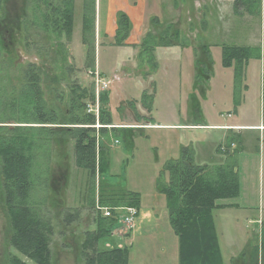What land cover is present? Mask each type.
<instances>
[{
  "label": "rangeland",
  "instance_id": "obj_1",
  "mask_svg": "<svg viewBox=\"0 0 264 264\" xmlns=\"http://www.w3.org/2000/svg\"><path fill=\"white\" fill-rule=\"evenodd\" d=\"M52 1L56 3V0ZM82 2L83 0H74L72 35L68 40L63 35L57 37L51 29L45 32L32 23L34 11L36 20L38 15L33 0H5L0 10V27L2 26L0 41L3 46L0 51V102L3 112L12 99L19 101L20 93L26 84L23 80V69L29 63L39 65L41 68L42 98L46 106L55 108L60 116L67 109L69 84L72 81L83 87L92 84L90 85L94 94L92 103H95L99 94L98 114L95 116L93 133L97 139V146L100 145L98 152L102 151V157L109 160V174L112 177L95 174L94 193L91 194L88 173L76 167L73 141L65 134L61 144L57 145L55 141L52 143L51 140L49 157L45 160L37 159L33 167L35 182L38 177L46 180V184L42 186L38 182L35 183L31 201L52 228L50 264H85L80 254L81 243L85 231L95 229L93 217L96 208L90 206L89 200L93 196L95 204L97 203L101 186L107 187L103 190L104 194L120 188L139 194V209L132 227L118 220L110 238L114 245H126L130 248L129 264H177L178 241L169 223L167 201L165 195L160 192V186L166 184L169 179L168 162L179 159L181 155L182 147L178 141H181L182 136L178 130L159 127L144 129L145 132L140 133L141 126L151 117L153 118L151 121L163 122L170 116V112L168 111L167 115V110L162 105L164 89L153 83L154 80L164 83L166 78L158 70L155 72L157 63H154L151 70L147 63H144L142 56L134 54L129 47L113 45L112 39L108 37L99 38L95 22L94 38L91 39L89 36V42L93 44L94 53L91 57L94 59V69L92 70L90 65L88 67L86 47L81 41ZM182 11L183 22L177 24L182 36L173 41L175 45L181 43L184 47L194 45V41H191V37L193 39V35L196 34L192 31L194 26L200 35L201 28L203 30L206 28L193 24L189 19L201 13L202 8L199 10L183 8ZM153 15L161 19L158 8H151L145 18L147 28L153 26V23L151 24L155 20L151 18ZM168 15L165 17L168 18ZM246 15L234 17L237 25L232 26L231 38L225 41V44L250 45L254 53L262 54L258 58L250 59L251 56L248 58L245 76L242 74V78L236 81L234 92L239 95L246 86L248 111L245 117L249 122L258 121L259 118L263 121L264 9L261 14ZM163 27L156 26L150 29H153V35L159 36ZM171 32H174V25L170 29ZM111 46L114 48L111 49ZM219 48L220 45L210 48L214 61L211 81L213 86H218L222 80L229 81V72L230 80L232 77V69L221 67ZM162 57L157 55L155 58L162 62ZM94 71L103 79L111 80L108 87L102 89L100 93L94 89L92 83ZM179 75L184 77L187 74L184 71ZM222 84L224 82H221ZM229 86L224 93L225 96L230 90L233 92L230 81ZM142 88L148 93L153 91L152 104H149V99L141 100ZM186 89L185 86L182 91ZM101 95L104 103L100 100ZM219 99L225 98L223 95H213V101ZM209 101L205 105L206 117L212 122L226 120V111H230L231 106L219 102L211 104ZM152 105L156 107V112L154 108L153 112L149 113L148 109L151 110ZM102 109L111 115V124L103 126L98 123ZM218 112L221 113V117ZM6 116L7 114L2 113V118ZM137 116L142 118L141 121L138 122ZM113 127L116 130H124L114 131ZM200 132H211L214 136L207 138V141H203L198 147L194 144L192 147L188 146L194 163L209 166L223 163L226 158L217 152L216 146L218 143L223 146L228 144L227 139L220 138L215 131ZM57 134L61 133L56 132L53 134L54 137ZM250 135L253 136L245 138V144L238 145L237 152L234 151L236 159L234 169L240 185L238 196L232 199L236 206L213 211L224 264H249L254 246L258 248V264H264V136H259L257 132H250ZM225 150L226 148H223L222 151ZM70 214L72 216L67 217ZM9 235V217L0 196V264H7V259L11 255H17L28 264H35L9 245Z\"/></svg>",
  "mask_w": 264,
  "mask_h": 264
},
{
  "label": "trees",
  "instance_id": "obj_2",
  "mask_svg": "<svg viewBox=\"0 0 264 264\" xmlns=\"http://www.w3.org/2000/svg\"><path fill=\"white\" fill-rule=\"evenodd\" d=\"M3 1L5 0H0V10ZM33 1L38 13L37 20L34 18L35 11L33 13L34 25L45 32L51 29L59 38L62 35L66 40L71 38L74 0H56V3L52 0ZM261 3H264V0H233V10L235 13L255 15L260 13ZM94 6V0H83L81 16V41L86 47V65L88 67L90 65L92 70L94 59L91 55L94 52L89 36L93 39L95 35ZM129 30L128 17L123 12H118L112 44L124 45ZM174 33L176 32L170 33L168 26L157 38L153 39L147 35L142 39L139 44L141 56L149 69L153 70L155 60L148 49L155 44L157 46L171 44ZM151 41L156 43L151 44ZM2 49L0 41V51ZM251 52L252 49L249 47H222V64L228 67L235 62L233 67L235 83L242 78L243 65ZM196 61L198 65L196 76L201 84L210 77L207 71V68L210 69V62L205 49H201ZM70 70L71 67L68 68V71ZM23 75L26 84L20 93L19 101L12 99L4 112L0 102V196L10 222L9 245L35 264H50L52 228L31 201L35 183L38 182L40 186L46 184L45 179L41 180L38 177L35 182L33 178L32 171L36 160H45L49 157L51 140L58 145L61 144L62 137L68 136L73 141L76 167L88 173L91 194L94 193L95 174L108 178L112 175L109 174L108 158L102 157V151L98 152L100 145L97 146V139L93 133L95 116L86 111V105L94 101L93 88L90 86L92 84L90 87H83L72 81L69 84L67 109L60 116L55 108L47 107L42 98L39 65L27 64L23 69ZM152 92H146L141 100L149 99L151 104ZM100 100L104 103L103 95L100 96ZM148 111L150 113V109ZM2 113L7 116L2 118ZM97 121L103 126L111 124V115L102 109ZM58 131L61 134L54 137L53 134ZM217 150L220 152L218 148ZM180 153L179 159L168 162L169 179L166 184L160 186V192L165 195L167 201L169 223L178 241L177 264H224L213 211L236 206L232 201L240 190L238 175L234 169L236 159L231 155L223 163L209 166L195 164L188 147H182ZM105 189L107 187H100V196L96 204L93 196L89 200L90 206L96 208L93 217L95 229L85 231L80 254L85 264H129L130 248L126 245H114L110 238L124 208L134 207L138 213L139 194L121 188L104 194ZM104 208L109 209V216L103 214ZM71 216L72 214L67 217ZM257 249V246L253 247L249 264H258ZM7 264L28 263L17 255H11L7 259Z\"/></svg>",
  "mask_w": 264,
  "mask_h": 264
},
{
  "label": "crops",
  "instance_id": "obj_3",
  "mask_svg": "<svg viewBox=\"0 0 264 264\" xmlns=\"http://www.w3.org/2000/svg\"><path fill=\"white\" fill-rule=\"evenodd\" d=\"M94 2V22L95 25H97L98 31H96L98 37H108L112 39L116 29V14L118 12H123L129 19L130 30L124 41V45L119 47H129L132 51H134V54L137 55H141L139 44L143 38H146L147 35L152 36L153 39L158 37L152 34L153 29H150V27L155 28L156 26H164L160 32L162 34L168 26H170L171 29L174 25V32L176 33L172 35L171 44L160 46L155 44L154 47L148 49L151 51V54L155 59V63H157L156 65H158V67L156 66L157 68L155 69V72L158 70L166 78L164 83H158L155 82V80L153 83L164 89L165 97L162 105L167 110L166 114H170V116H168L167 120L163 122L151 121L153 119L152 117L150 120H144L145 125L141 126V134L145 132L144 129H156L154 127L178 130L180 131V136H182L181 141H178L181 144L180 147H192V144L197 145L198 147L203 144V141H207V138L214 136L211 132L201 133L200 131H215L217 136L227 139L228 144L223 146L221 143H218L216 146V150L218 148L220 151L218 152L217 150V152L223 154L226 159L231 155L235 156L234 153L237 152L236 147H238V145L243 146L246 141L245 138L255 135H250V132H257L259 136H264V119L262 118L263 121H260L259 118L258 121L251 120L249 122V120L245 117V113L248 111L245 98L247 95V87L244 86L243 91L239 90V95H236L234 92L236 91L234 90L235 82L233 72L235 62H232V65L228 67H225L222 64V47L238 46L249 47L252 49V46L250 45L240 46L235 44H225V41L231 38L230 34L233 29L232 26L237 25L234 17L246 15L245 13L234 12L233 0H94ZM151 8H158L159 12H161V19L153 15V17H151L155 18V20L151 22V24L153 23V26L147 28L145 25V18L148 10ZM183 8H189L191 10H199L202 8L203 11L201 13L197 14L196 12L197 16L189 19H191L190 22L193 24L205 26L206 28L205 30L201 28L202 35H200L197 27L194 26L192 31H195L196 34L193 35V39L191 37V41H194V45H185L184 47H182L181 43H179V45H175L174 43V41H177V38L180 39L182 36L181 30L177 24H181V22H183ZM208 9L213 10V13L206 11ZM263 9L264 3H261L260 14ZM167 14H169L168 18L165 17ZM215 38L216 41L214 42ZM206 41L211 43H207ZM219 45L221 67L227 70L232 69L231 80L230 72L228 73V80L231 83L233 92L230 90L226 96L224 93H226L227 87H230L229 81L225 82L222 80L221 82H224V84L221 85L220 82L218 86H213V83H211L214 61L210 48H215ZM113 48L114 46H111V49ZM201 49H205L207 51L208 62H210V69L207 68V71H209L210 77L204 83L200 84L196 76L198 70L196 59L198 58ZM157 55L163 56L162 62L157 61L155 58ZM250 56V59L252 57L258 58L261 57L262 54H256L252 49ZM247 61L243 65V77L245 76V69L248 64ZM184 71H186L187 75L184 77L181 75L180 77L179 74H183ZM156 86L154 87V92ZM185 86L187 89L182 91ZM188 87L191 89L189 90ZM144 94L147 93L144 91V88H142L140 97L142 98ZM213 95H223L225 99L213 101ZM207 101L211 104L219 102L231 106V108H229L231 110L226 111V120H216L214 122L210 121L206 117L205 105ZM154 108L156 112V107L153 105L150 112H153ZM218 113L221 117V113ZM141 116L143 115L141 114ZM262 116L264 117V110ZM141 119L138 120V122L141 121ZM120 130L114 129V131ZM231 138L233 140H231ZM223 148H226L225 152L222 151ZM131 231H133V229Z\"/></svg>",
  "mask_w": 264,
  "mask_h": 264
},
{
  "label": "built area",
  "instance_id": "obj_4",
  "mask_svg": "<svg viewBox=\"0 0 264 264\" xmlns=\"http://www.w3.org/2000/svg\"><path fill=\"white\" fill-rule=\"evenodd\" d=\"M109 80L103 79L97 71L93 72V83H94V87H95L94 89L97 90L98 93H100L102 89H105V88L108 87V84L111 81V80L110 81ZM99 89H100V91H99ZM98 95L99 94H97V99H98ZM97 99L95 100V103H88L86 105L87 113H91L94 116H97V114H98L99 104L97 102ZM115 142H117V141H115ZM103 214L105 216H109V214H110L109 209L108 208H104L103 209ZM136 215H137L136 208L127 207V208L123 209L122 214L119 216V220H120V222L122 224H126V225L132 227Z\"/></svg>",
  "mask_w": 264,
  "mask_h": 264
}]
</instances>
